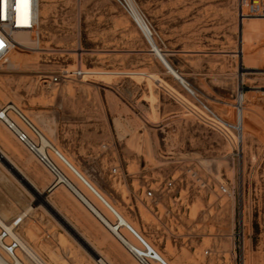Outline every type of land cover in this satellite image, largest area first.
<instances>
[{
	"label": "rangeland",
	"instance_id": "1",
	"mask_svg": "<svg viewBox=\"0 0 264 264\" xmlns=\"http://www.w3.org/2000/svg\"><path fill=\"white\" fill-rule=\"evenodd\" d=\"M134 1L170 64L234 125L243 88L241 144L235 130L203 124L202 107L114 0H40L37 29L16 32L0 63V107L15 104L167 264H264V105L255 101L264 96V18L241 23L238 0ZM78 69L83 78L50 80ZM2 153L29 186L0 161L10 185L0 213L8 222L27 214L18 233L45 263L97 264V251L109 264H138L68 188L48 190L51 174L0 123ZM187 166L207 187L161 193Z\"/></svg>",
	"mask_w": 264,
	"mask_h": 264
},
{
	"label": "built area",
	"instance_id": "2",
	"mask_svg": "<svg viewBox=\"0 0 264 264\" xmlns=\"http://www.w3.org/2000/svg\"><path fill=\"white\" fill-rule=\"evenodd\" d=\"M39 2L40 0H0V63L6 62L15 49L14 34L16 32L37 29ZM114 2L144 31L152 47V42H156V34L138 10L135 1L114 0ZM238 15L241 23L250 18H264V0H238ZM143 25L145 29H143ZM84 75L85 73L81 69L76 71L63 70L60 74L51 77L50 80L55 84H59L65 80L83 78ZM183 87L202 107L203 113L200 120L203 121L206 127L225 135L235 130L234 124L221 119L214 113L209 106L196 96L190 86ZM260 92L264 95V89ZM244 94L243 88H241V96ZM255 101L258 105H264V96L257 97ZM0 123L51 174L53 180L49 188L50 191L60 185L72 189L68 178L58 166L59 163H62L68 169H71L69 164L57 148L52 147L45 141L42 131L15 104L7 103L0 107ZM110 173L112 176L117 175L118 168H113ZM184 176L179 179L172 176L165 182L161 193L164 191L172 192L176 184H183L184 182H190L200 190L205 189L208 185L207 180L192 166L186 167ZM219 189L221 193L229 194V189L226 186L221 185ZM157 192L158 190L148 188L146 197L153 199ZM25 218L26 215L22 214L14 217L10 222L0 221V264H39L29 255L18 233ZM126 228L127 232L137 240L138 245L130 243L117 224H115L114 236L138 264H167L159 259L154 250L150 249L145 240L136 234L131 227L127 226ZM209 253V250L205 252L207 255Z\"/></svg>",
	"mask_w": 264,
	"mask_h": 264
},
{
	"label": "bare ground",
	"instance_id": "3",
	"mask_svg": "<svg viewBox=\"0 0 264 264\" xmlns=\"http://www.w3.org/2000/svg\"><path fill=\"white\" fill-rule=\"evenodd\" d=\"M143 29H145L144 25H143ZM20 31H33V30H20ZM151 52H153V54L162 61L166 70L168 71V73H170L181 85L189 86L188 82L170 64V62L166 59L165 55L161 52V50L157 46L156 42H154V41L152 42ZM237 110H238L237 111V122L235 124V130L237 132V134H236L237 135V143L241 144L244 140V96L243 95L241 96V91L239 92L238 99H237ZM44 137H45L46 142H48L52 147L56 148L48 137H46L45 135H44ZM0 155L2 156V159L6 160L5 159L6 156L3 153ZM61 155L63 156L64 160L71 167V169L69 168V170L74 174V176H76L84 184V186L87 188V190H89L96 198H98L104 204V206H106L108 208V210L115 217V220H113L107 214V212L101 206H99V204L93 199V197H91V195L89 193H87V191L71 175H69V173H67V171L63 168V166L59 163L58 164L59 168L62 170V172L65 174V176L68 178V180L70 182V186L72 189H69V190L74 194V196L78 200H80L81 203H83L86 206V208L89 209V211L92 214H94V216H96V218L98 220H100V222H102V224H104V226L109 230V232H111L113 235H115L114 234L115 224H117L121 228V232L127 237L124 230L127 226H130V223L126 220V218L123 216V214H121L115 207H113L101 195V193L83 176V174L65 157V155H63L62 153H61ZM12 168H14V167L12 166ZM18 176L20 177V179L22 181H24V182L26 181V184L29 185V183H27V180L25 179V177H23L20 174V172H18ZM60 186H63V185H60ZM30 187H31V185H30ZM25 215L27 216V214H25ZM101 220H103V221H101ZM0 221L8 222L7 219L1 213H0ZM132 229H133V231L136 230L134 227ZM140 237L145 240L143 235ZM21 238H22L23 243L25 244V246L28 250L29 255L34 260L38 261L39 264H47L35 253V251L32 249V247L28 244V242L22 236H21ZM128 240H129V238H128ZM129 242L131 243L130 240H129ZM135 245H138V244L135 242ZM94 252H95L96 256H98V257L100 256V259L98 258L96 260L97 264H109V262L106 260V258H103L99 252H97V251H94Z\"/></svg>",
	"mask_w": 264,
	"mask_h": 264
},
{
	"label": "crops",
	"instance_id": "4",
	"mask_svg": "<svg viewBox=\"0 0 264 264\" xmlns=\"http://www.w3.org/2000/svg\"><path fill=\"white\" fill-rule=\"evenodd\" d=\"M50 186H51V184L49 185L48 190H49ZM58 188H60V187H58ZM58 188H55L52 191H55ZM9 189H10V185L9 184H6L3 181V179H2V173L0 172V202L3 201L4 198L7 196V192H9ZM2 208H3V206L0 204V210H2Z\"/></svg>",
	"mask_w": 264,
	"mask_h": 264
},
{
	"label": "water",
	"instance_id": "5",
	"mask_svg": "<svg viewBox=\"0 0 264 264\" xmlns=\"http://www.w3.org/2000/svg\"><path fill=\"white\" fill-rule=\"evenodd\" d=\"M0 161H1L5 166H7L8 169H9L12 173H14V174L16 173L18 179H19L22 183H24L25 185H28V184H26V181L24 182V181H22V180L20 179V177L18 176V172H17V170H15L14 168H12L11 164L7 163L6 160L2 159V156H1V155H0ZM27 183H28V182H27ZM28 186H29V185H28Z\"/></svg>",
	"mask_w": 264,
	"mask_h": 264
}]
</instances>
